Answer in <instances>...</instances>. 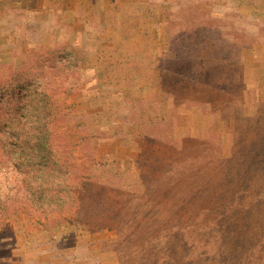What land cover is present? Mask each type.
<instances>
[{
    "label": "rangeland",
    "instance_id": "1",
    "mask_svg": "<svg viewBox=\"0 0 264 264\" xmlns=\"http://www.w3.org/2000/svg\"><path fill=\"white\" fill-rule=\"evenodd\" d=\"M20 73L26 91L47 90L40 118L56 105L59 128L71 121L74 169L118 176L103 179L107 195L134 197L143 149L113 128L140 134L143 112L165 147L179 142L178 187L202 191L182 214L137 204L129 223L156 222L144 236L133 223L79 228L42 208L47 190L55 199L48 168V183L28 180L45 188L38 204L0 215V264H264V0H0V86Z\"/></svg>",
    "mask_w": 264,
    "mask_h": 264
},
{
    "label": "trees",
    "instance_id": "2",
    "mask_svg": "<svg viewBox=\"0 0 264 264\" xmlns=\"http://www.w3.org/2000/svg\"><path fill=\"white\" fill-rule=\"evenodd\" d=\"M24 82L26 81L20 73L11 77L8 85L0 86V177H2L0 179V215L4 216L12 208L24 205L25 202L32 201L35 205L38 204L45 188L37 193L40 189L37 186L41 183L37 184L28 180L30 178L35 180L44 178V181L48 183V177H45L48 172H44L42 176V172L48 168L53 169L52 171L55 173L53 188L55 199L50 194L51 190L50 192L47 190V199H45L42 208L55 210V212L66 211L65 218L72 224L75 225L77 218L81 221L78 224L79 228L108 224L105 227H115L122 231L128 230L133 226V223L139 234L144 236L149 233L156 222L137 218L129 223V220H132V214L137 210V204H146L149 205V208L150 206L154 208L168 203L176 206L178 214H182L187 211L186 207H190V202L186 200L187 197L192 194L191 200H194L201 195L199 192L201 189L196 186L194 188L178 187L180 175L173 172L172 166L175 167L179 164L177 158L182 149L178 141L167 145V147L164 146L163 139L159 133L157 134L159 125L156 122L158 121L152 118V112L150 117H147L144 112L140 115L139 122L141 123H138L136 127L140 134L131 133L130 130L125 133L120 132L121 128L116 130L114 125L115 135L120 134L129 141L139 142L143 149L140 156L145 163L131 171L132 177L130 179L133 180L131 182L135 189L134 197L118 199L107 195L105 187L107 185L106 181L102 182L103 179L108 181L118 176L110 173L95 178L96 176H93L89 171L86 173L76 171L72 165L73 162L76 166L82 164V167L83 163H78L76 159L69 158L71 154H74L73 148L70 147L65 150L68 141L67 136L73 135L71 121L65 119L63 122H59L61 129L59 128L56 105L55 117L50 111L47 113V119L40 118L39 96L46 95L47 97V90L42 85L34 86L32 91H26L27 85H24ZM30 86L32 87V84ZM162 87V98L165 100L168 91L166 87ZM187 92L186 87L183 91L184 95L179 90L174 96L175 100L180 102V97L185 96L187 98ZM45 109L51 110L47 106ZM163 109L160 113L163 115L160 117L162 122L166 123L169 110L164 106ZM51 115L53 116L51 117ZM25 117L28 119L26 122H24ZM54 119L55 150L53 145ZM65 137L67 138L66 141ZM96 162L101 161L92 158L90 165ZM8 172L11 173L10 178L7 177ZM99 187H101L102 193L99 191ZM205 190L211 193V196L216 192V189L214 187L212 189L210 186ZM223 190L220 189L219 191ZM30 191H33L32 196ZM196 193H198V197ZM215 195L212 196L214 202ZM215 205L212 204L211 206ZM20 208V206L17 208V212L21 210ZM1 226L2 222L0 221V231L3 230ZM223 227L225 228L226 224ZM226 234L225 232V236L228 237ZM178 246L181 247V244L179 243ZM257 247H261L260 241H257ZM258 252L264 257V252ZM162 257L163 255H159V259ZM228 258V254H222L219 257L220 263L222 260H225L226 263L230 260ZM146 263L147 260L144 264Z\"/></svg>",
    "mask_w": 264,
    "mask_h": 264
}]
</instances>
